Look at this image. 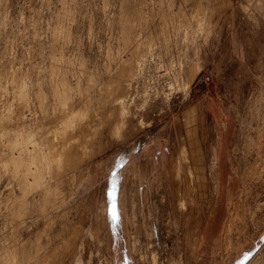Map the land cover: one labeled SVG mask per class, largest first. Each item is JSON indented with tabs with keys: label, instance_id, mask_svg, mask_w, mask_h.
Masks as SVG:
<instances>
[{
	"label": "rangeland",
	"instance_id": "1",
	"mask_svg": "<svg viewBox=\"0 0 264 264\" xmlns=\"http://www.w3.org/2000/svg\"><path fill=\"white\" fill-rule=\"evenodd\" d=\"M0 264H264V0H0Z\"/></svg>",
	"mask_w": 264,
	"mask_h": 264
},
{
	"label": "bare ground",
	"instance_id": "2",
	"mask_svg": "<svg viewBox=\"0 0 264 264\" xmlns=\"http://www.w3.org/2000/svg\"><path fill=\"white\" fill-rule=\"evenodd\" d=\"M66 151V150H65ZM67 153V152H66ZM67 155V154H66ZM59 154H57L55 157H54V159L56 158V159H59ZM62 156H64L63 154H60V158H62Z\"/></svg>",
	"mask_w": 264,
	"mask_h": 264
},
{
	"label": "built area",
	"instance_id": "3",
	"mask_svg": "<svg viewBox=\"0 0 264 264\" xmlns=\"http://www.w3.org/2000/svg\"><path fill=\"white\" fill-rule=\"evenodd\" d=\"M209 78L207 77L206 79H204V78H201L200 79V82H205L206 80H208Z\"/></svg>",
	"mask_w": 264,
	"mask_h": 264
}]
</instances>
